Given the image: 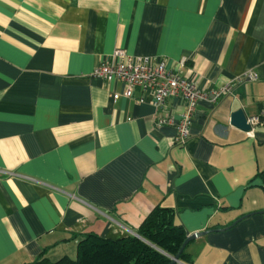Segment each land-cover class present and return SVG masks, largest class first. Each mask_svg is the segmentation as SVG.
Listing matches in <instances>:
<instances>
[{
  "label": "crops",
  "instance_id": "obj_1",
  "mask_svg": "<svg viewBox=\"0 0 264 264\" xmlns=\"http://www.w3.org/2000/svg\"><path fill=\"white\" fill-rule=\"evenodd\" d=\"M116 48L206 94L185 143L139 89L92 76ZM238 109L261 116L253 134L230 123ZM263 174L264 0H0V264L135 235L157 204L206 231L179 264H264Z\"/></svg>",
  "mask_w": 264,
  "mask_h": 264
},
{
  "label": "built area",
  "instance_id": "obj_2",
  "mask_svg": "<svg viewBox=\"0 0 264 264\" xmlns=\"http://www.w3.org/2000/svg\"><path fill=\"white\" fill-rule=\"evenodd\" d=\"M180 66L184 60H180ZM92 76L103 79L106 82L119 81L123 84L122 95L126 98H133L136 89L141 95L135 99L143 102L149 98L155 107L154 115L157 125L173 124L176 128L175 140L183 144L190 137V125L198 103L206 98L194 80L182 75L179 71L169 67L164 60H154L147 56H130L122 48L113 50L110 59L100 62L92 71ZM248 77H253L251 73ZM235 81L226 84L213 91V99L230 94ZM177 96L183 100L184 111L179 120L166 115L165 109L167 99ZM250 129L248 134H253L257 125L262 123L260 115L247 117Z\"/></svg>",
  "mask_w": 264,
  "mask_h": 264
},
{
  "label": "trees",
  "instance_id": "obj_3",
  "mask_svg": "<svg viewBox=\"0 0 264 264\" xmlns=\"http://www.w3.org/2000/svg\"><path fill=\"white\" fill-rule=\"evenodd\" d=\"M187 236L184 226L174 222V210L157 204L142 220L135 235L108 238L87 233L78 242L74 258L50 260L41 255L24 264H168ZM179 262H190L185 248Z\"/></svg>",
  "mask_w": 264,
  "mask_h": 264
},
{
  "label": "water",
  "instance_id": "obj_4",
  "mask_svg": "<svg viewBox=\"0 0 264 264\" xmlns=\"http://www.w3.org/2000/svg\"><path fill=\"white\" fill-rule=\"evenodd\" d=\"M230 123L232 125L236 126L237 128L244 130V131H248L250 129V126L247 123V116L245 115V113L243 112L242 109L235 110L231 113ZM205 233H206V231H201V232H195L193 234L188 235L185 238V240L183 241V243L181 244L178 252L171 258V261L168 264H175V263L179 262L180 254L183 251V249L186 247V245L190 241L195 239L196 237H199Z\"/></svg>",
  "mask_w": 264,
  "mask_h": 264
}]
</instances>
